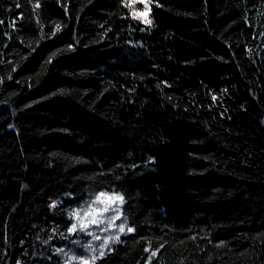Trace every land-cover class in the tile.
Segmentation results:
<instances>
[{
  "label": "trees",
  "instance_id": "1",
  "mask_svg": "<svg viewBox=\"0 0 264 264\" xmlns=\"http://www.w3.org/2000/svg\"><path fill=\"white\" fill-rule=\"evenodd\" d=\"M156 2L0 0V264L90 257L99 191L95 264H264V0Z\"/></svg>",
  "mask_w": 264,
  "mask_h": 264
},
{
  "label": "snow or ice",
  "instance_id": "2",
  "mask_svg": "<svg viewBox=\"0 0 264 264\" xmlns=\"http://www.w3.org/2000/svg\"><path fill=\"white\" fill-rule=\"evenodd\" d=\"M153 2V0H125V6H129L131 4L141 3L144 5V10L142 11H133L131 13V19L140 21L144 25L151 28L154 26V20L150 19L151 14V7L149 5ZM157 7H162L158 3V0L156 2ZM35 7H39V0H37V4ZM0 23H3V21H0ZM60 25H56V29H60ZM144 29L142 28L141 31ZM108 31H111V29H108ZM41 34L43 35V32L41 31ZM55 35V33H53ZM105 35H107V32H105ZM251 50H249L250 52ZM51 62V61H49ZM9 79L11 77L9 76ZM224 91H227L226 89ZM217 99V96L213 95L212 100L215 101ZM119 202L120 204H123L124 202V196L119 193H109L106 191H99L93 200L87 201L85 205L84 215L81 216V208L73 209L71 212L68 213L69 218H74L75 222L71 223L70 227H68L67 232L69 234L75 235L77 231L79 230L81 233H84L85 235L92 238V240L100 241L102 239V236L100 234H97L96 232L87 231L90 226H97V231L100 233H107L112 229L113 227H117L118 232L115 235H107L103 237L102 243L99 244L97 247H92V244L89 242L87 244L83 245V248L86 253H91L90 257L88 255L84 256H77L75 254L69 255L68 253L64 252L63 248H57L56 251L58 253H64L67 259L65 260V264H72L73 261H78L79 264H94V261L99 259L100 257H103L105 255L104 249L108 248L109 242L112 243H120V234H125V226L127 225L128 221L125 217L121 223L116 226L115 221L121 220L120 216V210L119 208H113L111 209L115 214L110 215L107 217V224L103 228H100V225L105 224V220L101 217L103 214L108 213L110 211V204H116ZM58 201H52L49 205L51 208H56L58 205ZM94 205H104L103 207H94ZM88 217H91L90 220H88ZM55 231V230H53ZM134 229L129 226L127 227V233L133 232ZM47 243V241H45ZM75 243H79V240L75 241ZM162 247V246H161ZM110 250V249H109ZM147 251V248L145 249ZM98 252V256L96 253ZM156 252H152V256H155Z\"/></svg>",
  "mask_w": 264,
  "mask_h": 264
},
{
  "label": "rangeland",
  "instance_id": "3",
  "mask_svg": "<svg viewBox=\"0 0 264 264\" xmlns=\"http://www.w3.org/2000/svg\"><path fill=\"white\" fill-rule=\"evenodd\" d=\"M122 205H123V204H120L119 202H117L116 204H110V205H109V207H110V211H109L108 213L103 214V216L101 217L102 219L105 220V224H104V225L107 224V217L110 216L111 213H114L111 209H113V208H119V210L121 211ZM95 206H96V207H103L104 205H95ZM81 216L83 217V215H81ZM90 219H91V217H88V220H90ZM101 226H103V225H100V227H101ZM90 228H92V227H90ZM90 228H89V229H90ZM113 229H114V227H113L111 230H113ZM96 232H98V231H96ZM125 232H127V226H125ZM110 246H111V241L109 242V246H108V248L104 249L105 254H106L107 251L110 249ZM97 256H98V252H97ZM95 262H96V261H94V264H95ZM72 264H79V262H78V261H73Z\"/></svg>",
  "mask_w": 264,
  "mask_h": 264
}]
</instances>
